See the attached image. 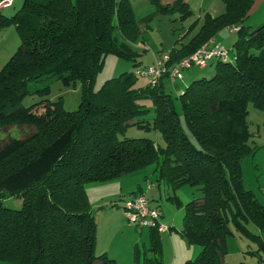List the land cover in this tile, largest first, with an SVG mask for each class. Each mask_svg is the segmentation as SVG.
I'll return each instance as SVG.
<instances>
[{
	"label": "trees",
	"instance_id": "trees-1",
	"mask_svg": "<svg viewBox=\"0 0 264 264\" xmlns=\"http://www.w3.org/2000/svg\"><path fill=\"white\" fill-rule=\"evenodd\" d=\"M151 1L159 14L179 13L182 21L192 15L181 0ZM256 1L223 0L225 12L207 15L192 40L170 53L168 66L221 31L239 28L232 60L217 61L213 77L193 81L179 96L184 124L164 87L169 78L137 88V76L124 73L96 90L108 56L136 62L129 41L140 31L130 0H25L10 17L0 10V32L15 27L20 38L0 71V132L8 134L0 137V261L117 264L97 254V222L86 186L153 165L159 182L202 192L187 204L182 231L201 252L185 264H225L228 238L236 234L264 252V204L246 188L242 171L243 159L256 150L249 105L264 111V22L252 31L245 26ZM54 79L82 84L78 110L48 100V84L30 88ZM35 94L45 99L25 107V98ZM148 101L152 120L143 119L150 114ZM132 126L155 130L163 145L151 138L121 139ZM10 128L21 138L12 137ZM8 197L20 199L22 207L5 206ZM150 234L149 248L136 249L135 264H162V233Z\"/></svg>",
	"mask_w": 264,
	"mask_h": 264
},
{
	"label": "rangeland",
	"instance_id": "rangeland-1",
	"mask_svg": "<svg viewBox=\"0 0 264 264\" xmlns=\"http://www.w3.org/2000/svg\"><path fill=\"white\" fill-rule=\"evenodd\" d=\"M130 1L137 22L141 25L139 36L134 42L129 41V45L137 53V63L114 55L108 56L103 69L97 75L96 90L101 89L109 79L120 77L124 73L136 75L137 71L145 70L147 67L152 66L156 59L162 58L164 55H170L174 48L179 49L192 40L201 30L207 15L215 17L226 10L223 0H181V2L187 4L192 13L189 18L182 21L179 13H175L173 16L159 14L157 7L151 0ZM24 2L25 0H15L14 7L5 9L3 14L8 17L14 15L22 8ZM263 22L264 0H257L251 16L245 22V26L252 31ZM5 34H7L6 38L0 35V45L7 50L16 51L20 46V38L15 27L8 28ZM116 36L120 38L118 33ZM239 37L240 33L237 31L226 29L217 35L216 41L230 51V56H233L235 53L234 44ZM176 64L167 66V73L164 77L170 78L169 70ZM215 74L216 62H212L204 69L193 67L182 71L180 78L164 80L165 90L175 101L176 110L183 124L184 115L179 96L193 81L211 78ZM47 84L50 86L48 100L53 102L61 100L67 111L78 110L82 98V84L79 81L67 85L61 80L54 79L31 83L30 88L32 90L40 89ZM149 84L148 78L137 76V88L146 87ZM43 99L45 98L40 95H30L25 98L23 104L25 107H30ZM147 104L150 114L143 119L152 120L154 117V106L151 101H148ZM248 110V123L252 134L251 145L256 150L254 154L243 159V179L246 188L253 191L260 202H262L264 201V111L255 108L252 104L249 105ZM9 131L12 137L21 138L17 128H10ZM7 136V133L0 132L2 139ZM120 138H151L163 145L160 135L155 130H146L136 126L130 127ZM155 168L153 165L115 181L92 183L86 186L87 194L91 201L97 195L107 196L104 204L106 207L103 209L99 208L97 201L92 203L95 205L93 210L97 222L98 255L103 254V251L107 249V255L115 257L117 264H135L136 249L139 248L143 253L149 248L150 231L148 229H139L132 224L126 215L122 202L120 201L121 203L117 202L119 204L113 205L111 204L112 198L108 197L115 188L117 190L123 189L124 193L122 192V195L129 197L132 190L139 189V185H143L147 191V196L149 194L148 198L153 197L151 205L159 206L162 209L164 215L162 223L170 227L168 232L160 235L162 264H185L188 260L193 261L199 256L201 247L190 246L183 237L182 231L184 229L187 204L201 197L202 192L198 187L184 185L174 189L167 184L159 182ZM149 184L152 185V190H147ZM115 197H119V194ZM4 204L13 209L22 207V201L16 197H8L4 200ZM228 248L229 252L225 258V264H264V252L257 253L260 248L259 244L248 238L241 237L238 234L230 236L228 238ZM0 264L16 263L0 261Z\"/></svg>",
	"mask_w": 264,
	"mask_h": 264
},
{
	"label": "built area",
	"instance_id": "built-area-1",
	"mask_svg": "<svg viewBox=\"0 0 264 264\" xmlns=\"http://www.w3.org/2000/svg\"><path fill=\"white\" fill-rule=\"evenodd\" d=\"M14 0H0V10H5L13 6ZM234 28L232 31H238ZM235 59V58H234ZM170 60L169 55L156 59L155 63L145 70L137 71V76H143L149 79L152 86H156L167 73V66ZM232 60L230 51L217 43L214 38L210 39L201 48L192 55L184 58L169 70V79H177L182 75V71L198 67L204 69L212 62H229ZM152 189L148 185L147 190ZM147 192V191H146ZM142 192L124 202V208L129 221L139 229H156L160 233L170 230L167 224L162 223L163 211L159 206H152L147 193Z\"/></svg>",
	"mask_w": 264,
	"mask_h": 264
},
{
	"label": "crops",
	"instance_id": "crops-1",
	"mask_svg": "<svg viewBox=\"0 0 264 264\" xmlns=\"http://www.w3.org/2000/svg\"><path fill=\"white\" fill-rule=\"evenodd\" d=\"M177 0H161V2H162V4H164V5H168V4H174L175 2H176ZM14 2H15V0H14ZM12 7H14V4H13V6H11L10 8H12ZM10 8H7V9H10ZM156 15V14H155ZM137 25H138V27H139V30H140V24L137 22ZM6 30L7 29H5V30H3V31H1L0 32V35H2V37L3 38H6L7 36V34H5L6 33ZM230 31H232V30H230ZM216 38H217V36L214 38L215 39V41H216ZM217 42V41H216ZM15 53V51H12V50H7V49H5L4 48V46H1L0 45V71L3 69V67H4V65L10 60V58L13 56V54ZM121 190V191H120ZM120 190H117L116 188L114 189V191L113 192H111L110 193V195L108 196L109 198H112V203L111 204H113V205H117V204H119V203H117V202H122V205L124 206V202L125 201H127V200H129L131 197H133V196H135L136 194H138V193H142V192H146V190H145V188H144V186L143 185H139V189H135V190H132L131 192H130V196L129 197H125V196H123L122 194L124 193V191H123V189H120ZM152 190V189H151ZM119 191H120V193H119ZM123 192V193H122ZM147 193V192H146ZM117 194H119V197H115ZM89 196V195H88ZM148 196H149V194H148ZM115 197V199H113ZM106 198H107V196L105 197H103L102 195L100 196V195H97V197L96 198H93V201L94 202H98V206H99V208L100 209H103V208H105L106 207V205L104 206V204H105V200H106ZM126 198V199H125ZM89 199H90V197H89ZM150 200H151V202L153 201V197L152 198H149ZM259 199V198H258ZM93 201H91V199H90V202H91V204L93 203ZM120 202V203H121ZM262 202H264V201H262ZM264 204V203H263ZM92 206H95V205H93L92 204ZM94 208V207H93ZM163 217H164V215H163ZM146 229H148L149 231L151 230L150 228H145V229H142V230H146ZM143 235V234H142ZM97 243H98V237H97ZM98 245V244H97ZM106 251H103L104 253L103 254H108V251H107V249H105ZM109 256V255H108ZM110 257V256H109ZM111 258H113V259H115V257H111ZM116 260V259H115ZM135 261V260H134Z\"/></svg>",
	"mask_w": 264,
	"mask_h": 264
}]
</instances>
